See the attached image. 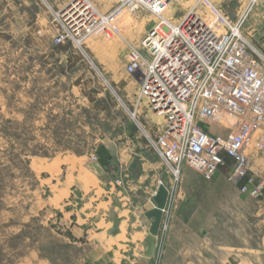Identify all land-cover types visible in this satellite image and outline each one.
Segmentation results:
<instances>
[{
	"label": "rangeland",
	"instance_id": "374dc122",
	"mask_svg": "<svg viewBox=\"0 0 264 264\" xmlns=\"http://www.w3.org/2000/svg\"><path fill=\"white\" fill-rule=\"evenodd\" d=\"M71 1L0 0V264H83L84 250L60 225L65 207L51 199L44 163L91 153L105 135L119 134L124 126L137 130L129 110L139 86L125 64L132 45L159 16L127 7L109 34L96 30L77 44L62 15ZM86 1L104 15L129 5ZM210 1L232 20L248 5V0ZM250 8L243 29L264 51V0ZM188 12L206 20L213 16L207 0H174L163 15L178 22ZM139 111L164 123L144 103ZM223 120L235 124V118ZM207 129L229 132L217 123Z\"/></svg>",
	"mask_w": 264,
	"mask_h": 264
},
{
	"label": "built area",
	"instance_id": "2783aa9c",
	"mask_svg": "<svg viewBox=\"0 0 264 264\" xmlns=\"http://www.w3.org/2000/svg\"><path fill=\"white\" fill-rule=\"evenodd\" d=\"M172 1L118 0L129 5L104 15L86 0H73L62 15L77 44L96 30L109 34L127 7H145L158 15L159 22L132 45L125 64L139 86L129 110L137 132L176 182L184 167L212 180L228 168V156L227 181L248 198L264 199V175L251 168L252 154L264 153V51L251 44L243 29L257 0H248L237 20L207 0L210 20L188 12L178 22L163 15ZM142 103L148 112L163 116L164 123L143 116ZM225 117L235 118L234 126L225 125ZM214 123L228 134L210 132Z\"/></svg>",
	"mask_w": 264,
	"mask_h": 264
},
{
	"label": "crops",
	"instance_id": "0c3cea01",
	"mask_svg": "<svg viewBox=\"0 0 264 264\" xmlns=\"http://www.w3.org/2000/svg\"><path fill=\"white\" fill-rule=\"evenodd\" d=\"M226 161L228 168L212 180L184 167L176 182L128 125L105 135L91 153L44 166L51 199L65 207L60 225L84 250L83 264H155L158 258L160 264H264V199L233 187L226 179L232 159ZM251 168L264 175V153L252 154ZM161 186L167 205L153 235L147 213Z\"/></svg>",
	"mask_w": 264,
	"mask_h": 264
},
{
	"label": "water",
	"instance_id": "95a60500",
	"mask_svg": "<svg viewBox=\"0 0 264 264\" xmlns=\"http://www.w3.org/2000/svg\"><path fill=\"white\" fill-rule=\"evenodd\" d=\"M217 174H219V172H217L216 175ZM167 198H168V190L164 186H161L155 197V201H156L155 208L147 213L148 218L152 220L150 232L153 235H156L158 233L163 210L165 209L167 204Z\"/></svg>",
	"mask_w": 264,
	"mask_h": 264
},
{
	"label": "bare ground",
	"instance_id": "6f19581e",
	"mask_svg": "<svg viewBox=\"0 0 264 264\" xmlns=\"http://www.w3.org/2000/svg\"><path fill=\"white\" fill-rule=\"evenodd\" d=\"M168 10H169V5H168V8H167L166 12H168ZM106 33H107V31H106Z\"/></svg>",
	"mask_w": 264,
	"mask_h": 264
}]
</instances>
